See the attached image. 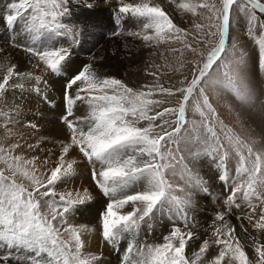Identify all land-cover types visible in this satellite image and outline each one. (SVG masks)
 Returning a JSON list of instances; mask_svg holds the SVG:
<instances>
[{
	"label": "snow or ice",
	"instance_id": "obj_1",
	"mask_svg": "<svg viewBox=\"0 0 264 264\" xmlns=\"http://www.w3.org/2000/svg\"><path fill=\"white\" fill-rule=\"evenodd\" d=\"M169 2L177 14L195 17L198 9L211 13L208 19L212 23L204 37H215V41L207 51L200 48L205 40L197 39L204 29L202 23L195 24L197 36L190 41L191 34L174 23L173 17L154 0H120L115 23L119 25L130 15L142 27L140 31H129L128 36L148 47L178 42L192 54V59H183L181 52L182 60L174 69L180 77L174 85L165 87L157 79L152 85H144V91L134 90L120 79L100 77L92 65L85 64L65 83L60 121L68 135L58 142V152L40 160L36 155L26 158L24 153L40 149L42 140L0 145V162L10 173L6 175L0 169V264H102V253L85 252L83 236L96 229L70 223V217L94 200V190L107 198L98 218L102 240L116 251L122 241H127L121 264H264V151L255 150V140L249 143L225 125L212 103L213 96L223 97L236 111L238 120L244 109H256L258 95L252 78L264 72V20L257 15H264V2L220 0L219 8L209 0ZM92 8L88 0H19L9 5L3 24L15 31L17 22H21V31L30 38L31 45L17 46L36 59L33 68L60 75L70 60L69 49L44 45L56 37H70L75 42L80 29L64 18H71L74 9ZM233 15L245 19L247 36L258 46L251 66L247 51L230 43ZM14 77L34 80L35 87L28 91L48 100L45 76L20 72L16 65L7 67L0 79V120L9 136L12 130L8 125L22 123V106L5 110L7 92L24 89L23 84L10 83ZM157 96L175 97L176 103L157 111L167 103ZM77 102L86 106V115H75ZM189 113L198 116L199 123L188 119ZM27 125L34 130L39 127L31 121ZM182 141L197 148L191 153L193 160L208 156L218 162V179L230 192L225 200L226 212L217 213L213 222L214 239L203 240L190 253L186 248H191L194 233L175 223L161 244L137 241L144 225L151 230L165 216L170 221H183L187 229L192 194L176 195L177 191L184 193L185 188L166 179L168 170L175 174L176 164L181 165V178L187 187L208 191L203 180L184 163V157L177 158ZM18 150L21 154H15ZM233 154L238 160L235 175L230 177L226 162ZM82 165L89 172L91 186L69 188ZM17 177L28 183L18 182ZM61 185L65 190H58ZM245 208L242 215L236 216L240 232L247 234L242 240L228 217L234 209ZM212 244L218 246V252L209 256ZM246 247L253 249L255 260L250 259Z\"/></svg>",
	"mask_w": 264,
	"mask_h": 264
},
{
	"label": "rangeland",
	"instance_id": "obj_2",
	"mask_svg": "<svg viewBox=\"0 0 264 264\" xmlns=\"http://www.w3.org/2000/svg\"><path fill=\"white\" fill-rule=\"evenodd\" d=\"M3 0H0V18L3 20V17L9 14V3H6L3 5ZM19 0H12V3H18ZM263 2V1H262ZM209 3L216 4V7H221L220 0H209ZM174 6V4H173ZM175 11V6L172 8ZM198 15L193 17L191 14H189L190 22L188 25H185L183 27L180 23L177 22V19L174 18V23H176L181 28L186 29L191 35L189 36V40L191 41L192 36H197V29H195L196 23H202L204 25L203 32L200 33L199 36H197V39H204L205 43L200 45V48H202L204 51H207L208 47H211V44L215 41V37H204V33L209 31L208 25L212 23L208 19V17L211 15V13L207 9H198ZM257 15L261 17L262 20H264V15H261L259 12H257ZM65 22L69 23L70 25L78 26L80 29V34L77 36L76 41L73 42V40L70 37H56L52 41L48 42L44 47L47 48H65V42L67 39H71L72 43L74 45H79L80 42H82V48L81 49H75L71 46V49L69 50L71 53L70 60L68 64L64 66L65 70H62L60 75L55 74H46V73H38V75L45 76L47 80V86H46V95L48 100L52 97L54 100H62V109L64 112V89H65V83L66 80L70 77V75L78 68H81L85 64H90L93 67V70L100 75L101 77H113L120 79L123 83H125L128 87L133 88L134 90L144 91L146 90L144 88V85H152L157 82V79L159 82H161L165 87H171L176 83L177 78L180 77L179 72H175L174 69H176L181 60V52H184L183 59H192V54L187 52V50L183 49V46L180 43H177V46L174 47V42L169 41L171 43L170 50H168V54L166 56L167 58V66L160 65L158 67H161L162 73L156 74L152 77L150 76H143L140 77V74L143 71H148L151 68H156L157 66H148L150 64V61H154L158 58L159 54V48H155L154 51L150 54H144V56L140 59L133 58L135 55H130L128 52L123 53L119 55L118 57L112 55V54H106L108 57V63H102L103 54L101 52V49L99 46L95 45L94 42L96 41L94 38H90L88 40H85L81 38V35L89 31L90 26L89 24L81 25L77 23L74 19L69 20L68 17H65ZM231 22V37L230 43H236L241 48H243L245 51H247L249 55V64L251 66L253 59L255 58V54L258 52V46L255 45L254 41L248 38L247 36V27L245 19L238 15H233V17L230 18ZM22 23L17 22L16 30L13 31L10 28H6L4 26V29L2 32H0V58H5V62L0 65V75L6 73V68L10 67L12 65H16L18 70L20 72H26L27 68L29 69L30 66L33 67V64H35L37 61L34 57L30 55V53L26 52L24 50V47H18L17 45H31L30 38L21 31ZM104 35H106V38L109 36L111 39H114L117 37L116 32H106ZM121 40L124 41V39L121 37ZM36 47H41L40 44H37ZM12 50V53H9V50ZM173 49H178V51H173ZM12 58L16 60V63L12 61ZM10 59V61L8 60ZM69 63L71 64V68H69ZM20 66H26V69L21 68ZM135 82H138L136 84ZM10 83H19L23 84L24 88L28 87L33 88L35 87V81L34 80H27V79H21V78H13ZM59 84V85H58ZM252 86L257 92L258 100L256 109L248 110L244 109L242 111L241 117L238 120L236 111H233L230 109L228 102H226L223 97L220 99H217L215 96H213L212 92L209 91V95L213 96L212 103L216 107L220 119L223 121L225 125L228 127L234 129V131L241 136V138L247 140L249 143H251L252 140L256 141V144L253 145L254 149L257 151H264V130L261 134H257L256 126L257 124L254 122L253 117L259 116L260 120V126H262L264 119V72H259L256 74L255 77L252 78ZM60 88H63V91H59ZM21 90V89H16ZM58 90L57 94L54 95L53 91ZM74 93V89L72 90ZM62 93V94H60ZM51 95V97H50ZM57 95V96H56ZM62 95V98L59 96ZM34 98V97H32ZM29 98L31 100H26L25 102L32 101L33 99ZM156 99H163L167 101V103L161 105L156 110H162L163 107L167 106H174L176 103L175 97H167V96H157ZM41 100L42 103L51 102L50 100L44 101L41 99L40 96L37 97V101ZM6 111L9 109H5ZM81 110L84 111V114L81 113ZM85 108L84 104L77 102V105L75 106V115L76 116H84L85 115ZM238 111V109H237ZM50 114V115H49ZM46 116V120H41L40 122H33L32 121V114L27 116V119L24 120L22 117H24V112L20 113V120L22 123L20 124H10L8 125V128L12 130V135L9 136L8 132L6 131L5 127L3 126V121L0 120V145L9 146L11 143L14 142H20L24 143L25 140H27L28 143L35 144L38 140H42L43 142L40 145V149L36 151H25L26 158H30L33 155H36L40 158V160H43L46 156H49V153H56L58 152L57 144L61 140H65L68 135V131L66 126H64L60 120H57L55 123H52L53 126H50L52 114L49 113ZM15 115V114H13ZM35 115V113H33ZM188 119L195 120L197 123H199L200 118L198 116L193 115L192 113H189ZM33 122L38 124L39 126H43L42 128L38 127V130L42 133V135H33L31 127L27 125V122ZM49 123V125H48ZM255 124V127H254ZM264 126V124H263ZM262 126V127H263ZM58 130H60L58 134ZM202 131V130H201ZM45 132V133H44ZM191 132V130H190ZM193 135L195 133H192ZM261 135L263 137H261ZM33 140V141H32ZM54 141L55 144L52 146L51 142ZM263 142V143H262ZM43 144V145H42ZM50 146H49V145ZM263 145V146H262ZM45 146V147H44ZM49 146V147H48ZM41 147L43 149H41ZM173 149L176 148V145L171 146ZM180 151L176 153L177 158L179 156L184 157V163L188 165V167L196 173L204 182V185L208 189V191L205 193L201 191L198 188H191L187 187L185 185V181L181 178L182 168L180 164H176L173 174V170L170 169L166 172V179L173 184L174 186H180L185 188V192H179L177 191L175 194L178 196H184L185 193H191L192 199H191V205L188 208L187 211V229L184 228V222L183 221H170L166 216L162 219H159L155 222L151 230L148 228L147 225H144L142 227V230L137 238L138 243H146L149 245H156L161 244L164 242V236L168 235L173 227V224L175 223L176 226L181 227L182 230H191L194 233L195 239L190 241L191 248H186V252H191L196 249H198L200 243H202L203 240H213L214 237H212V230H213V222L215 220V217L217 213L226 212L227 206L225 204V200L227 196L230 194L227 185L222 183L218 179V162L214 163L212 157L208 156H201L199 160H193L191 157V153L197 151V148L194 147L190 143L181 142L179 145ZM15 154H21L18 150ZM51 159H55L54 156L50 157ZM237 160L238 158H235L234 154L233 157L230 158L226 162V167L229 169V175L234 176L235 175V168L237 167ZM0 169L5 170L6 175H10L8 173L6 166L0 162ZM43 171V169H41ZM18 182H23L27 184V181L22 180L20 177H17ZM231 183V181H229ZM81 185L85 187L91 186V179L89 172L85 166H81L80 174L73 178L72 184L68 185V187H80ZM59 191L65 190V187L61 185L58 188ZM94 200L89 202V204L82 206L77 213L70 217V223L74 225H87L89 227L95 228V232L93 233H85L83 236V239L85 240L86 248L85 252L87 253H93L99 249H103L105 245L107 244L104 242L100 236V230H99V223L98 218L100 212L104 210V206L106 203L105 197L100 195L98 192L94 190L93 192ZM242 203V201H241ZM255 203V201H254ZM243 211H246V208L243 210L234 209V214L228 219L230 222L236 226L238 233L240 234L242 240L247 235L245 233L240 232V221L236 219V216L242 215ZM244 225L248 227L249 232H252V228L249 225L247 220H244ZM216 226H219V222L216 223ZM255 234V233H253ZM127 241H122L119 249L122 251L121 255L124 253V249L126 247ZM218 252V246L215 244L211 245L210 251L207 255L214 256ZM246 252L249 255L250 259L255 260V254L253 252V249L251 247H246ZM102 253V252H101ZM114 255V252H112ZM103 255V253H102ZM106 257L108 258L109 255L106 253ZM107 260L103 259L102 264H106ZM121 264V263H120Z\"/></svg>",
	"mask_w": 264,
	"mask_h": 264
},
{
	"label": "bare ground",
	"instance_id": "obj_3",
	"mask_svg": "<svg viewBox=\"0 0 264 264\" xmlns=\"http://www.w3.org/2000/svg\"><path fill=\"white\" fill-rule=\"evenodd\" d=\"M262 1L264 2V0H262ZM88 2L93 5L92 9H90L88 11H85L83 9H74L73 10V12H74L73 16L71 18H68V19L69 20L74 19L77 23H79L81 25L89 24V26H90L89 31L86 32L85 34L83 33L81 35V38H83L85 40H88L90 38H94L96 40L94 42L95 43L94 46L97 45L101 49V52L103 54L102 63H106V64L108 63V57L106 54H112V55L118 57L119 55L128 52L131 56L135 55V57H133V58L140 59L144 56V54H150V53H152V51H154L155 48H159L158 58L154 61H150V64L148 65V66H157V67L151 68L148 71H143L140 74V77H143L146 75L152 77V76H154V75H152V73H155V74L162 73V70H161L162 68L158 67V66H160V65L167 66L168 65L166 56L168 54V50H170L171 43L164 42V43L158 44L155 47H148L140 39L128 36L127 33L129 31H140L142 25L135 18H132L130 15L125 16L119 25H117L115 23V16L117 14L116 10L119 6L120 0H110L109 3H105V0H88ZM124 2H132V0H124ZM154 2L160 3L161 6L169 13V15L172 16L173 19L176 18L177 22L180 23L183 27H185V25H188L189 23H191L190 18H189V14H187V15H185L183 13L177 14L176 12L174 13V11H172L173 10L172 8L174 6H173V4H171L169 2V0H154ZM2 3H3V5L6 3L11 4L12 0H3ZM3 29H4L3 20L0 18V32H2ZM108 31L110 33L116 32L117 37L114 39H111V37L108 36L107 39H105L106 35H104V34L106 32L108 33ZM230 33H231V22H230ZM121 37L124 39V41L120 39ZM177 43L174 42V47L177 46ZM71 46L75 49H81V50L84 49V47L82 48V42H80L79 45H74L72 43L71 39H67L65 42V48H68L70 50ZM12 50L13 49H10L9 53L13 54ZM8 60L10 61V59H8ZM5 61H6L5 58H0V65L3 64ZM12 61L16 63V60L14 58H12ZM68 62L69 61L65 62V65L68 64ZM20 67L24 68V70L26 69V66H20ZM27 71H32L35 75H38L39 72L43 73L41 71V69L33 68L32 66H30L29 69L27 68ZM3 75L4 74L0 75V79H2ZM135 83L138 84V82H135ZM159 83H161V82H159ZM41 87H43V85H41ZM28 89H32V88L31 87L29 88V86H28V87L24 88L23 90H11L10 89L6 94V100H7V105H8L7 109H11L13 106H22L21 111H20V113L24 112V117H22V119L25 118L24 120H26L27 116L32 114V116H31L32 121L34 120L33 122H36V123L40 122L41 120L45 121L48 118V117L46 118V116L49 113H51L52 114L51 122L50 121H48V122L51 123L50 126H53L52 123H55L57 120H60L61 114L63 113V110H61L62 106H63L62 100H54V99H52V97L50 95L51 100L50 99L49 100L51 102H47V103L45 102V103L41 104L42 103L41 100L38 99V101H37L38 95H36L33 92L28 91ZM59 91H63V88H60ZM53 92L55 95V94H57L58 90H55ZM60 94H62V93H60ZM32 97H34V98H32ZM59 97L62 98V95ZM29 98H32L33 100L30 101V103L25 102L27 99L31 100ZM84 108L86 110L85 111V115H86L87 108L85 105H84ZM33 113H35V115H33ZM81 113L84 114V111L81 110ZM253 120L257 124V126L255 128L256 131L258 132L257 134H261L262 131L264 130V126H263L264 121H263V124H262L263 127H262V126H260V123H259V120H260L259 116L253 117ZM262 120H264V119H262ZM49 123H48V125H49ZM42 127H43L42 125L39 126V128H42ZM254 127H255V124H254ZM59 132H60V130H58V134H59ZM32 134L33 135H36V134L42 135V133L38 129L33 130ZM261 137H263V136L261 135ZM262 139H264V138H262ZM51 144H52V146H54L55 142L52 141ZM41 149H43V148L41 147ZM121 251H122L121 249H119V251H116L111 246L106 244L103 249H99L93 253L98 254V253L102 252L103 253V259L107 260L106 264H120L121 258L123 256V255H121L122 253H120ZM112 252H114V255L112 254ZM106 253L109 255L108 258L106 257Z\"/></svg>",
	"mask_w": 264,
	"mask_h": 264
}]
</instances>
